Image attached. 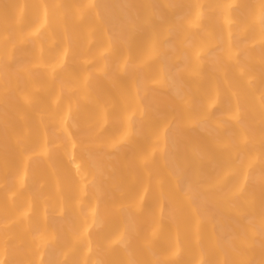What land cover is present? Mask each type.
<instances>
[{
    "label": "bare ground",
    "instance_id": "1",
    "mask_svg": "<svg viewBox=\"0 0 264 264\" xmlns=\"http://www.w3.org/2000/svg\"><path fill=\"white\" fill-rule=\"evenodd\" d=\"M0 264H264V0H0Z\"/></svg>",
    "mask_w": 264,
    "mask_h": 264
}]
</instances>
